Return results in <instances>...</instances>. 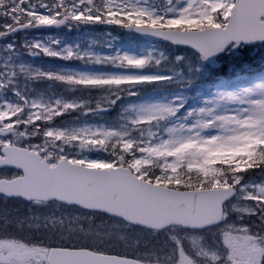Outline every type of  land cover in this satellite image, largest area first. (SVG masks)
Segmentation results:
<instances>
[{"label":"snow or ice","instance_id":"obj_1","mask_svg":"<svg viewBox=\"0 0 264 264\" xmlns=\"http://www.w3.org/2000/svg\"><path fill=\"white\" fill-rule=\"evenodd\" d=\"M237 2L239 14L226 13L225 0H164L160 9L145 6L149 0H0V38L69 20L103 23L190 46L208 59L229 44L264 41V0H233V9ZM6 50L15 48L8 45ZM42 50L61 59L75 56L71 49L66 56ZM102 59L136 71L74 77L0 66V94L11 90L15 98L0 100V198L30 204L59 201L116 216L134 227L132 242L121 235L125 251L119 253L88 243H64L63 220L58 229L55 217L29 215L13 222L5 212L0 264H264V179L245 180V174L256 170L264 177V87L206 101L212 106L183 116L177 115L183 104L175 101L129 104L120 115L124 123L119 129L54 126L73 112L110 110L122 98L118 93L101 97L92 107L90 101L59 99L45 104L16 87L20 76H43L72 87L127 86L128 95L136 96V85L171 79L143 71L153 60L159 65L163 56L117 54ZM221 102L234 107L220 110ZM135 131L139 137L132 136ZM37 137L43 138L42 144L32 142ZM65 145L111 148L118 160L88 162L66 154ZM73 223L69 221L67 231L74 230ZM13 224L18 233L28 229V235L8 233ZM142 243L145 251H128Z\"/></svg>","mask_w":264,"mask_h":264},{"label":"rangeland","instance_id":"obj_2","mask_svg":"<svg viewBox=\"0 0 264 264\" xmlns=\"http://www.w3.org/2000/svg\"><path fill=\"white\" fill-rule=\"evenodd\" d=\"M99 3V0H97ZM233 0H225V12L230 14L232 10ZM147 7L160 9L164 7V0H149V4L145 5ZM179 7V6H178ZM41 12L44 10L41 9ZM3 20H0V24ZM78 23L79 27H71L72 30L67 28H62L61 31L47 33L38 32L35 33H25L22 34L18 40L21 45L32 52L39 54L30 55V51H27V55L21 52L16 46H14L15 51L8 52L7 46L12 45L10 43H4V37L0 38V66L2 65H15L25 66L33 72L37 73H52L62 76H74L78 77L81 75L89 76H111V75H123L130 72L136 71L127 66L121 65L119 67L114 66L113 63L103 60L104 57H115L117 54L123 56L125 54L129 56L136 57H146L149 53H152L155 59H160L163 56V60L159 65L153 60L144 68V73L148 74H158L166 75L171 77L167 82L160 84H152L151 86L158 87L159 90L151 92L147 95H141V91L138 85L134 86L133 90L137 93L136 96H129L127 92V86H122L121 88H103L110 90L111 94L113 92L118 93L122 98L117 101L120 102L117 109L111 108L106 112H92L87 115L81 112H73L77 114H82V116L68 117V114L64 117L58 118V123L54 126L60 128H84V127H106L110 129H119L124 121L121 120L120 115L124 108L129 104H139L151 101L160 102H172L183 104L178 116H183L189 111L199 109L201 107H211L212 105H206V101H216L221 96H227L228 94H239L246 90L257 92L261 87H264V43L251 45L253 46V56H255V62L261 63L260 68L253 66V64H245L243 68L241 53L239 49L242 45H230L218 56V60L221 63L226 64L229 67V73H232L231 77L218 78L216 81L219 86L213 83L205 84L203 79L204 73H208L210 68L201 57L198 59L192 54L188 53L185 55L175 54L174 52L168 51L169 49L164 48L161 44H151L143 41L140 37L136 35L125 34L124 32L116 33L113 29L102 27L101 24L95 23ZM68 27V26H66ZM64 29V30H63ZM39 44L40 49L31 48V45ZM25 45H29L26 48ZM44 48L49 49L51 52L60 53L61 56L67 55V50L71 49L75 56L71 59H61L57 56L45 55L43 53ZM83 56V59H77L76 57ZM100 57L102 59L101 63H96L95 59ZM2 70V69H0ZM262 75V76H261ZM258 82L245 86L247 81L258 78ZM235 83L238 88L234 87L229 91H225V87L228 84ZM213 88L214 93H211L202 88L206 87ZM17 89L22 92L23 95L29 97L30 99L39 100L42 103H53L56 100L67 101V102H92L94 94L84 92H89L96 90L93 88H84L80 86L72 87L66 84H62L55 79H46L43 76L38 79H26L24 76H20L17 85ZM9 99L14 100L12 96V91L9 90L6 93L0 94V100ZM116 103V104H117ZM96 104V103H95ZM91 105L92 107H95ZM115 104V105H116ZM220 110L225 108L234 107V105H229L225 102L220 103ZM129 116H134L133 113H128ZM131 128V125H129ZM146 135V132H145ZM133 137H139L140 132H132ZM65 153L73 157L84 159L88 162L102 164L107 161H117L118 155H113L112 152L108 150L101 149H90L82 150L78 146L65 145ZM49 151H56V149L49 146ZM254 182H260V180L252 179ZM235 202V201H233ZM5 203V209L0 211V224L4 222V213H10V219L17 217H26L29 215H40L55 217L57 220V228L59 229L61 225L60 220L64 221L63 228L65 231L63 235L70 239L71 236L79 235L86 239L101 237L106 242L102 243L107 247H115L119 250H125V241L120 239L121 235H124L127 242L130 244L131 236L135 230L128 229L125 227L110 224L105 225L102 228L95 230H89L83 228V223L86 220L92 219V217L85 212L74 208L64 207L60 204H34V205H20L13 204L14 206H9ZM79 217V220L75 218ZM72 220L73 231H67L69 226V221ZM14 231V234L27 236L28 229L24 232L18 233L13 226H9ZM91 229V228H90ZM96 231H100L102 235H95ZM85 233H91L86 235ZM60 233L57 232L59 237ZM144 239H150L145 237ZM163 237L160 238L163 241ZM142 248L134 249L129 248L128 251L143 252L146 249L141 244ZM151 247V244L149 245Z\"/></svg>","mask_w":264,"mask_h":264},{"label":"trees","instance_id":"obj_3","mask_svg":"<svg viewBox=\"0 0 264 264\" xmlns=\"http://www.w3.org/2000/svg\"><path fill=\"white\" fill-rule=\"evenodd\" d=\"M117 32L119 33V31L117 30ZM15 37V36H13ZM11 38H7L6 40H10ZM15 43L19 46L20 50L25 54L27 55V52L25 49L21 48L20 44L18 41H15ZM164 48L167 47V49H169L168 51H171V52H174L175 54H182V55H185V54H188V53H192L197 59H198V55H196L195 53H193L192 51L190 50H187V49H181V48H173V47H168L166 45L163 46ZM253 46H241V48L239 49L240 53H241V58L240 60L243 62L241 67L240 68H243V66L245 64H253V66L255 67H259V65H261V63H256L255 62V56H253ZM147 68V67H145ZM229 67L222 63V66L218 69H210V71L206 74L204 73L203 76H206L205 79H203V82L205 84L207 83H211V82H215L218 78H223V77H231L232 76V73H229ZM139 88H140V93L141 95H147L151 92H155L156 90H159L158 87H155V86H151V85H138ZM233 89V88H232ZM229 89H226V91H228ZM208 91L211 92V93H214V91L211 89L208 88ZM85 94L87 93H91V94H94L93 98H92V102H91V105H94L98 100L101 99V97L103 96H106V95H111V92L110 90H107V89H96V90H92V91H89V92H84ZM120 102H118L116 105H114L112 108H115L117 109L118 106H119ZM77 112H81V111H77ZM75 116H82V114H77V113H72L70 115H68V117H75ZM58 123V120L55 122V124ZM33 143H38V144H42L43 143V138L42 137H37L34 141H32ZM109 152H112L111 148L108 149ZM246 177H245V180H249V179H257V180H262L264 179V177H261L260 174H259V170H256L255 172H253L250 176H248L247 174H245ZM5 203H8L7 205V208L9 206H14L13 204H20V205H27L23 202H20V201H4L2 198H0V211L1 210H6L5 208ZM34 205V204H32ZM6 231L8 233H13L14 234V231L12 230L11 227H8L6 229ZM0 234H5V229H4V222L0 224Z\"/></svg>","mask_w":264,"mask_h":264},{"label":"flooded vegetation","instance_id":"obj_4","mask_svg":"<svg viewBox=\"0 0 264 264\" xmlns=\"http://www.w3.org/2000/svg\"><path fill=\"white\" fill-rule=\"evenodd\" d=\"M9 35L11 36L13 34H9ZM81 212H85V211H81ZM85 213H88L92 217V219L84 221L83 228H85V229L95 230L98 228H102L105 225L117 224V225L125 227L126 230H128V229L135 230L133 226L126 225L124 222H122L118 219L116 220V219L107 217L105 215L99 214V213H93V212H85ZM83 237L84 238H82L79 235H75V236H71L70 239L67 238L63 242L69 243V244H71V243H76V244L88 243V244L93 245L95 247H99L106 252L119 253V252L125 251V250H119L115 247H107L106 245H103L102 243H104L106 241L104 239H101V237H95V238H89V239H86L85 236H83ZM131 242H130V244H131ZM106 244H107V242H106ZM140 248H142V247H140Z\"/></svg>","mask_w":264,"mask_h":264},{"label":"water","instance_id":"obj_5","mask_svg":"<svg viewBox=\"0 0 264 264\" xmlns=\"http://www.w3.org/2000/svg\"><path fill=\"white\" fill-rule=\"evenodd\" d=\"M240 11H241V9H240V7H239V3L237 2L236 7H235L234 9H232V13L235 12V13L239 14ZM257 11H259V10H257ZM69 21H70V20H69ZM69 21H68V22H69ZM68 22H66L65 24H62V25H60V26H42V27H35V28L38 29V30H50V29H54V28H61V27L65 26ZM102 25L105 26V27H110V26H112V25H109V24H102ZM121 28H122V27H121ZM24 30H26V29H24ZM24 30H22V31H24ZM122 30L125 31L126 33L137 34V35L143 37L144 40H145V41H148V42H163V43L171 44V45L176 46V47H183V48L191 49V50H193L195 53H197V54L201 57L200 53H199L198 51H196L195 49H193L192 47H190V46L173 44V43H171L170 41H166V40H163V39L158 38V37H154V36H151V35H147V34H144V33H141V32H137V31H134V30H130V29H126V28H122ZM17 32H18V31H17ZM259 43H264V41H250V42H243V41H242V42H240L239 44H243V45H253V44H259ZM229 45H230V44H229ZM226 48H227V47H226ZM226 48H225V49H226ZM220 53H221V52H220ZM218 54H219V53H218ZM218 54H216V55H214V56H212V57H209L208 59H203V60H204L205 63H206L207 65H209L210 67H212V68H219V67L221 66V63L217 60V56H218ZM97 171H105V169H98ZM52 202H59V201H52ZM27 203H28V202H27ZM60 203H62V202H60ZM64 204H65V203H64ZM66 205H68V204H66ZM68 206H73V207L80 208V209H82V210L90 211V210L85 209V208H82V207H80V206H78V205H68ZM90 212H92V211H90ZM95 213H100V214H103V215H105V216H108V217H111V218H115V219H119V220H120V218H119V217H116V216H110V215H107V214H105V213H101V212H95ZM123 222H124V221H123Z\"/></svg>","mask_w":264,"mask_h":264}]
</instances>
